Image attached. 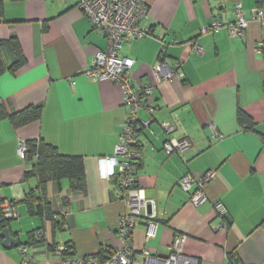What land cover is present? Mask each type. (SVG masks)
Masks as SVG:
<instances>
[{"label":"crops","instance_id":"crops-1","mask_svg":"<svg viewBox=\"0 0 264 264\" xmlns=\"http://www.w3.org/2000/svg\"><path fill=\"white\" fill-rule=\"evenodd\" d=\"M143 1L149 8L144 26L151 34L129 39L121 53L135 61L129 78L136 88L154 86L148 104L155 109L138 112L133 145L142 154L135 188L154 203L150 211L158 227L147 242L141 222L134 249L164 256L177 236H185L183 253L198 264H264V24L250 22L242 38L225 29L201 33L215 19L234 22L237 4L250 18L260 0ZM78 3L0 0V212L7 201L20 217L21 210L30 216L26 200L38 179L26 174L37 160L21 159L22 141L82 157L86 175L85 193L72 191L67 179L47 183V200L62 228L54 230L50 220L38 217L40 226L22 243L7 220L20 246L7 250L0 236V264H22L24 246L31 254L51 251L58 234L81 258L122 247L119 225L127 206L104 159L114 155L130 111L118 84L84 74L108 41ZM161 61L183 76L157 85L153 69ZM32 107L41 109L39 119L12 123L13 115ZM240 112L251 119L250 129L239 122ZM163 121L175 132L168 136ZM167 138L186 139L192 146L168 156ZM208 172L214 177L203 189L206 200L193 206L189 200L197 187L186 192L180 180ZM217 203L227 209L223 220ZM220 222L225 228L215 231ZM40 229L48 245L36 243L33 232Z\"/></svg>","mask_w":264,"mask_h":264},{"label":"built area","instance_id":"built-area-1","mask_svg":"<svg viewBox=\"0 0 264 264\" xmlns=\"http://www.w3.org/2000/svg\"><path fill=\"white\" fill-rule=\"evenodd\" d=\"M60 1L67 3L70 0ZM78 8L88 17L93 29L102 32L108 41L107 48L96 54L94 61L84 74L97 81L118 84L123 92V103L130 111L114 155L104 159L105 168L118 183L119 198L127 206L120 217L119 225L122 247L116 251L104 249V258L101 260L96 256L81 258L73 255L71 251H67L63 241L55 243L51 251L37 254H31L29 247L24 246L21 247L24 258L22 264H198L197 260L183 253L185 236L175 238L165 257L154 256L146 249L141 252L142 255H139L134 249V231L141 222L146 225L145 241L148 242L157 236L156 214L150 211L154 203L146 200L142 191L135 188L142 154L133 145L138 133L136 128L138 112L146 110L151 114L155 109L148 104L154 92V86L145 84L136 88L129 78L135 61L123 56L121 50L129 39L141 40L151 34V30L144 26L149 17V8L143 0H79ZM234 9V22L225 24L215 19L210 25L203 27L201 33L216 34L225 29L232 38H242L250 22L257 21L264 24V8H254L250 18H247V13L241 4H237ZM193 45L201 54L202 49L195 43ZM182 76L162 61L153 69V77L157 85ZM161 127L168 136L176 130V127L168 121H163ZM213 131L214 137H219L217 131L215 129ZM191 146L189 140L167 138L163 149L166 155L170 156L174 153H185ZM28 152V143L22 141L18 149L21 159L26 160ZM213 177L214 173L208 172L199 178L186 175L180 180V185L186 192H189L194 185L197 187V191L189 200L191 205L198 206L205 202L206 196L203 189ZM214 209L220 219L227 217V209L222 203L215 204ZM1 210L3 217L8 221L20 218L19 211L12 202L5 201ZM224 228L223 222L213 226L215 231ZM34 234L39 241H45L48 245L46 233L43 230L36 231ZM42 241L41 244L45 243Z\"/></svg>","mask_w":264,"mask_h":264},{"label":"trees","instance_id":"trees-1","mask_svg":"<svg viewBox=\"0 0 264 264\" xmlns=\"http://www.w3.org/2000/svg\"><path fill=\"white\" fill-rule=\"evenodd\" d=\"M263 4L264 0H260V4L258 6L260 8H263ZM40 116L41 109L32 107L13 115L11 117V120L15 126H20L37 120L40 118ZM239 122L248 129L252 127L251 119L242 112L239 113ZM27 143L29 145L28 157L36 158L37 161L34 168L26 174V177H35L38 179L36 191L31 192L26 200L29 214L32 217H39L44 219L46 218V220L51 221L54 230L60 229L63 226V222L56 217V213L52 211L47 200L45 192L47 183L50 180L60 182L63 179H67L70 182L72 191L85 193L86 175L84 159L82 157L61 155L55 147L46 145L42 142L29 141ZM9 226L10 222H8L0 212V231H3L5 228H9ZM36 231H34L33 234ZM41 241H36V243H40ZM64 244L68 252L71 251L73 255H76L70 243L65 242ZM53 247L54 244L52 248ZM94 256L102 260L104 258L103 250H101L100 253Z\"/></svg>","mask_w":264,"mask_h":264},{"label":"rangeland","instance_id":"rangeland-1","mask_svg":"<svg viewBox=\"0 0 264 264\" xmlns=\"http://www.w3.org/2000/svg\"><path fill=\"white\" fill-rule=\"evenodd\" d=\"M40 224H41V221L38 217H31L24 210H21V217L18 220H14L11 222L12 228L16 229L19 232L20 240L22 241V243L26 242L27 233L29 231L39 227ZM60 239H61V237L58 234L57 235V242H59ZM29 250H32V249L29 248ZM20 251H21V248H20ZM18 253H20V252L18 251Z\"/></svg>","mask_w":264,"mask_h":264},{"label":"water","instance_id":"water-1","mask_svg":"<svg viewBox=\"0 0 264 264\" xmlns=\"http://www.w3.org/2000/svg\"><path fill=\"white\" fill-rule=\"evenodd\" d=\"M0 236L3 239V248L10 250L13 247L17 248L20 246L19 240L14 236L10 228H5L3 231H1ZM165 256L166 255H164V257Z\"/></svg>","mask_w":264,"mask_h":264}]
</instances>
